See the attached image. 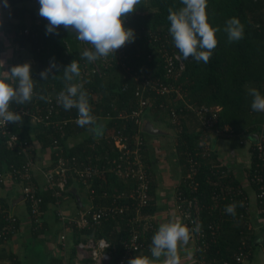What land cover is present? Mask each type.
<instances>
[{
	"label": "trees",
	"instance_id": "16d2710c",
	"mask_svg": "<svg viewBox=\"0 0 264 264\" xmlns=\"http://www.w3.org/2000/svg\"><path fill=\"white\" fill-rule=\"evenodd\" d=\"M21 3H31L32 5L20 8L18 6ZM9 4L13 7V17L17 21L10 23L9 26L6 25L8 33L14 42L20 46L28 47L39 63L37 73L32 75L33 80L36 81L33 99L25 105H16L15 103L10 105V110L20 113L23 120L18 124L9 123V129L21 140L32 142L31 117L37 114L45 116L48 109V100H40L38 96L45 95L48 99L51 94L64 90L63 67L69 65L73 60H77L81 76L74 82L84 83V88L89 94L92 114L98 118V123L103 125V135L96 138L94 133L89 131L91 126L80 127L77 123L71 122L62 130H57L54 125H50L48 128L42 127L36 137L41 141L42 146L47 147H54V140H59L61 145L66 147V139L77 138L78 144L68 151L71 155L78 157L81 164H91L93 167L99 168L110 166L111 160L118 158L120 152L107 132H116L121 129L124 135L132 136L139 130L134 121L123 120L120 115L136 107L135 92L140 83H136L132 76L123 73L119 66L108 72L103 78L88 76L91 65L88 64L86 58L81 59L84 46L82 41L76 38V33L58 28V35H46L48 21L38 14L40 8L38 0H9ZM169 7L175 11L183 5L181 0H141V3L136 6V11L131 13L132 22L129 25V28L135 32V40L124 45L127 59L136 68L145 66L146 70L143 75H146L148 70L157 68L154 71V76L160 77L168 85L174 83L180 86L186 103L195 106L203 104L221 106L219 126L229 127L232 130V136H222L221 138L229 140L233 148L243 146L247 139L251 140L249 150L252 158L248 170V178L251 182L259 163L253 149L254 142H256L257 136L264 132V112L252 110L253 98L248 94L249 89L256 88L261 95H264V0H207L208 23L213 28L220 29L215 34L217 46L207 63L197 62L192 57L183 59L169 33L170 22L167 19ZM234 17L242 23L244 35L243 39L230 43L224 28L226 21ZM26 30L28 34H25ZM155 38H159V40L154 42ZM161 46L169 54H178L184 64V70H181L176 81L173 78L164 79L166 64L158 53ZM52 58H55V62L61 68L59 71L54 69L49 79L44 81L39 74L49 67ZM128 61L126 60V62ZM53 74L57 78H51ZM125 86L126 89L123 90ZM156 98L157 103L164 102L163 97L157 96ZM54 104L55 112L52 121L74 119L78 115L75 108L65 111L57 103V100L54 101ZM182 106V101L176 103V108L179 109ZM177 111L180 115L181 111ZM147 112L163 114L166 117L161 111L150 109ZM182 114L184 115L181 117L180 125L174 126L177 129L176 137L171 132L175 138L176 155L183 172L176 196L178 200V194H181L180 201L195 200L201 208L200 221L205 237L197 241V258L207 264L214 262L224 264L234 261L244 241L247 245V253L251 246L249 243L250 230L247 227L248 200L246 193L240 181L234 177L233 172L227 166L219 161L214 151L205 156L199 155L200 166L194 177L195 190L190 188V181L186 179L189 172L188 157L197 153L203 154L202 143L207 141L210 143L211 137L205 138L208 135H205L192 112L183 111ZM190 123L194 127L191 128ZM140 135L146 138L144 154L146 162L149 163L147 142L151 135L146 133L144 128ZM211 149L213 150L212 147ZM22 161L23 157L17 150L8 148L7 138L0 135V176L12 168H20ZM150 175L152 199L147 209L144 210V214L153 215L156 211V181L152 170ZM69 183L72 186L74 181L70 180ZM75 183L78 186L80 184V187L87 186L80 181H75ZM86 183L95 192V205H109L113 196L120 192H125L127 198L118 200V205H132L133 203L128 195L133 183L125 182L113 173L107 172L103 178L92 177ZM251 184L258 196L260 193L258 186L254 183ZM66 193L73 197L72 189L67 190ZM41 196L43 198L41 207L43 211H46L49 205L55 202V198L51 191H44ZM257 200L259 209L263 210L264 200L258 197ZM229 204H236L235 215L225 212V206ZM83 209L84 207L80 205V210ZM131 213L128 211L125 216L110 214L91 228L80 231L73 229L75 244L86 236H92L95 239L104 238L112 245L109 249L112 252L111 264H117L123 254L122 245L130 237L126 219L132 215ZM46 228L45 223L41 227H37L33 223L34 236H41ZM156 231L158 230L148 232L141 241L151 245L152 237ZM142 253L150 257L148 248H145ZM2 259L0 257V264ZM10 259L13 264H21L14 259V256ZM75 259L76 249L73 247L69 264H73ZM49 264L64 263L62 260L53 258Z\"/></svg>",
	"mask_w": 264,
	"mask_h": 264
},
{
	"label": "built area",
	"instance_id": "2783aa9c",
	"mask_svg": "<svg viewBox=\"0 0 264 264\" xmlns=\"http://www.w3.org/2000/svg\"><path fill=\"white\" fill-rule=\"evenodd\" d=\"M132 22V14H129L124 20V27L129 28ZM59 28H64L60 26ZM28 34V31H25ZM159 38H155L154 42H157ZM83 50H93V47L89 43L82 42ZM159 56L165 61L166 72L164 79L174 81L180 75L181 70H184V64L180 59V56L176 53L169 54L163 49V46L158 50ZM127 55L125 53V46L121 47L114 54H110L108 57H101L94 62H88L91 65V70L87 74L88 76H97L99 78L105 77L108 72L119 66L123 73L130 75L134 78L135 82H139L140 86L136 88L135 97L137 98L136 107L129 112L122 113L120 118L123 120H132L138 125L139 130L132 136L123 134L121 129L114 131H108L107 135L113 140L115 147L119 150L120 154L118 158L111 160L110 166H104L102 168L93 167L91 164H81L80 159L75 155H71L68 149L61 145L59 140H54L52 153V162L47 169L45 177L47 180V190L52 192L55 198L54 204H59L63 200V196L70 185L69 181H80L87 184L88 199L91 205L85 206L83 210H80L76 215L67 220L71 229L83 230L91 228L94 225L100 223L102 218L107 217L110 214L127 215L128 211H131L132 215L127 217V225H129V240L122 245L123 254L118 260L117 264H127V261L142 253L145 248H150V245L141 241V239L151 231L156 229V222L153 219V215L144 214V210L150 204L152 199L150 194L151 188V170L150 165L145 160V141L146 138L141 136L140 133L144 128L143 118L147 111L157 110L163 112L170 122L178 127L181 122L183 111H190L193 113L201 128L203 129L206 139L212 136L221 138L222 136H232V130L229 127L219 126V117L222 110L218 105H192L186 103L184 100V94L181 87L174 84L165 83L160 77L154 76L153 70H148L146 75H143L145 66L135 67L129 61L126 62ZM177 73L175 74V71ZM126 86L123 87V90ZM59 93H53L47 99L48 109L46 115L37 114L34 117L37 121L45 124L48 128L50 125H54L57 130H62L69 123H76L78 115L74 119H66L64 121H52L53 114L55 112L54 101L57 100ZM160 96L164 98V102L157 103L156 97ZM178 101L183 102V106L179 109L176 108ZM181 111L179 115L178 111ZM38 112V111H37ZM0 135L7 138V146L11 150H17L23 157L22 165L20 168H12L9 173L14 176L22 186V193L24 199L28 204L29 212L33 218V223L37 227L42 226V215L45 211L42 210L41 204L43 198L39 190L38 185L33 181L32 168L35 163V150L32 143L21 140L18 136L13 134L9 129V124L4 125L0 123ZM204 146L203 154L197 153L195 155H189V172L186 175V179L190 181V188L195 190L194 177L197 175L200 160L198 157L208 155L211 149L209 141L202 143ZM256 156L258 167L255 169L254 175L250 183H254L258 186L260 193L258 198L264 200V132L257 136L256 142L253 147ZM113 173L118 178L125 182H132L131 190L129 192V198L132 200V205H118V200L127 198L125 192H120L114 195L109 205H95V192L88 185L87 180L92 177H105V174ZM2 176H0V179ZM15 180V181H16ZM181 194H178V200L176 201V209L180 213L184 225L188 228L189 234L196 239V241L202 240L205 237L204 230L200 221L201 208L195 200L185 199L180 201ZM177 199V196H176ZM262 203V202H261ZM263 204V203H262ZM58 209L60 205H57ZM60 210V209H59ZM260 215L264 221V209L260 210ZM58 217L60 220L65 221L63 212L58 211ZM0 241H7L10 237L15 236L19 230V219L16 214L10 210L3 200L0 198ZM62 241L65 240V235L61 237ZM246 242L242 243V247L235 256V260L231 262H225L224 264H241L246 257ZM76 259L73 264H111L112 252L109 249L112 245L104 238L95 239L92 236H86L82 240L76 242ZM64 264H69V261Z\"/></svg>",
	"mask_w": 264,
	"mask_h": 264
},
{
	"label": "clouds",
	"instance_id": "9594fccd",
	"mask_svg": "<svg viewBox=\"0 0 264 264\" xmlns=\"http://www.w3.org/2000/svg\"><path fill=\"white\" fill-rule=\"evenodd\" d=\"M40 5L39 16L48 21L47 34H59L58 28L76 33L79 41L89 43L93 50H84L81 59L94 62L101 57L115 54L126 43L134 42L135 32L124 27L127 16L136 11L141 0H38ZM183 7L178 10L168 8L167 19L170 22L169 33L175 47L183 59L192 57L197 62L207 63L217 46L216 32L208 23L206 13L207 0H181ZM3 8H10L8 0H4ZM2 24V21H0ZM224 31L229 42L243 39L244 27L239 19L231 18L226 21ZM5 62L0 60V123H21L23 117L20 113L10 110V105H25L30 103L34 96L35 80L31 75V63L11 66L7 71ZM61 68L52 58L48 68L40 72V78L49 79L53 70ZM81 76L77 60L63 67L62 79L64 90L57 95V103L65 111L73 108L78 111L76 123L80 127L91 126L89 131L96 138L103 135V125L92 114L89 104V94L84 83L74 82ZM55 79L57 76L51 75ZM253 99L251 108L256 112H264V95L256 88L249 89L248 93ZM40 100H47L45 95H39ZM242 206V205H241ZM236 204L225 206V212L235 215ZM189 230L182 223L170 220L159 225L158 231L153 235L149 248L150 257L141 253L127 261V264H180L178 248L187 244Z\"/></svg>",
	"mask_w": 264,
	"mask_h": 264
},
{
	"label": "crops",
	"instance_id": "0c3cea01",
	"mask_svg": "<svg viewBox=\"0 0 264 264\" xmlns=\"http://www.w3.org/2000/svg\"><path fill=\"white\" fill-rule=\"evenodd\" d=\"M3 3L4 0H0V21H2L0 24V60L5 62L3 70L7 71L11 66L30 62L31 75H34L38 71L39 63L28 47L20 46L14 42L8 33L6 25L9 26L10 23L17 20L13 17V7L3 8ZM30 5L32 4L21 3L18 7H29ZM42 127L47 128L34 116L31 117V143L35 150V163L31 172L33 181L38 185L41 195L44 191L48 192L45 174L51 165L52 153L54 152L53 147L42 146L41 141L36 137L37 133L41 132ZM170 135H160L164 137L161 139L158 138L160 136H151L148 137L147 142L148 164L156 181V211L153 214L157 226L156 230L161 223L170 220H176L184 225V221L176 209V190L182 180L183 172L176 155L174 138ZM78 142L77 138H69L66 139L65 146L70 150ZM250 142L251 140L247 139L243 146L233 148L229 140L212 136L210 145L219 161L227 166L233 172L234 177L240 181L248 200L247 227L250 230L249 243L251 246L241 264H264V221L260 215L257 194L248 178L252 158L249 150ZM80 188L82 187L77 186L74 182L72 186L69 185L67 188V190L72 189L73 197L70 194L66 195V193L59 204L51 203L49 205L42 215V225L45 223L47 228L44 234L36 237L32 231L33 218L24 199L21 183L15 181L9 171L3 174L2 181H0V197L5 205L16 214L20 227L18 233L11 239L4 242L0 241V257L3 258L1 264H13L10 259L12 256L21 264H28V260L32 258L35 264H49L53 258L62 260L63 263L70 261L75 239L71 227L67 226V220L80 211V205L83 207L91 205L90 200L88 201L89 205L82 202ZM77 198L82 204L77 201ZM57 205H60L59 209L63 212L65 221L59 219L58 211L60 210ZM62 235H65L64 241L61 239ZM39 246H42L44 256L38 253ZM197 251V241L189 234L187 244L178 248L180 264H207L198 260Z\"/></svg>",
	"mask_w": 264,
	"mask_h": 264
},
{
	"label": "rangeland",
	"instance_id": "374dc122",
	"mask_svg": "<svg viewBox=\"0 0 264 264\" xmlns=\"http://www.w3.org/2000/svg\"><path fill=\"white\" fill-rule=\"evenodd\" d=\"M146 120H150L156 127H160V128H163V129H167L168 131L172 132L173 135L176 137L177 135V129H175L174 125L170 122V120L163 116V114H152L150 112H146V114L144 115V118H143V122L146 121ZM189 126L192 128L194 127V125L192 123L189 124ZM173 136V137H174ZM159 139L161 138H164V137H158ZM175 139V138H174ZM78 186V185H77ZM79 187H80V184H79ZM81 192V200L83 203H88L89 199H88V189L87 187H84L82 186V188H80L79 190ZM38 253L41 255V256H44V252L42 251V246H39V249H38ZM33 259V258H32ZM28 260V264H35L34 263V259L32 260Z\"/></svg>",
	"mask_w": 264,
	"mask_h": 264
},
{
	"label": "water",
	"instance_id": "95a60500",
	"mask_svg": "<svg viewBox=\"0 0 264 264\" xmlns=\"http://www.w3.org/2000/svg\"><path fill=\"white\" fill-rule=\"evenodd\" d=\"M143 125H144V131L151 136L171 134L163 128L156 127L150 120L144 121ZM77 201L80 204H82L79 198H77Z\"/></svg>",
	"mask_w": 264,
	"mask_h": 264
}]
</instances>
